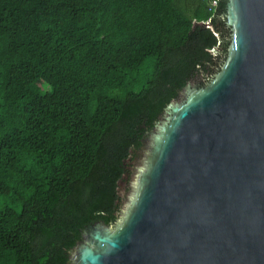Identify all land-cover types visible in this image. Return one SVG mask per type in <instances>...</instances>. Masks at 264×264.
<instances>
[{
	"label": "trees",
	"instance_id": "obj_1",
	"mask_svg": "<svg viewBox=\"0 0 264 264\" xmlns=\"http://www.w3.org/2000/svg\"><path fill=\"white\" fill-rule=\"evenodd\" d=\"M225 14L208 0H0V264H66L106 221L144 132L229 44Z\"/></svg>",
	"mask_w": 264,
	"mask_h": 264
},
{
	"label": "water",
	"instance_id": "obj_2",
	"mask_svg": "<svg viewBox=\"0 0 264 264\" xmlns=\"http://www.w3.org/2000/svg\"><path fill=\"white\" fill-rule=\"evenodd\" d=\"M221 1L229 44L144 132L136 178L66 264H264V0Z\"/></svg>",
	"mask_w": 264,
	"mask_h": 264
},
{
	"label": "rangeland",
	"instance_id": "obj_3",
	"mask_svg": "<svg viewBox=\"0 0 264 264\" xmlns=\"http://www.w3.org/2000/svg\"><path fill=\"white\" fill-rule=\"evenodd\" d=\"M219 1L220 0H218V2ZM197 80H198L197 78H193V79L189 80V82L191 85L194 86L195 83L197 82ZM43 97H44L45 101L48 100V96H47L45 88L43 89ZM180 101H181V99L176 100V102H180ZM146 153H147L146 150L141 149L139 156H137V157L135 156L134 159L132 160V166H130V168H129L130 171L128 174V178H126L127 174H124L122 176V179L118 181V183H117V194L120 197V199L122 198L124 193L127 191L129 186L131 185V183L136 178V176H137L136 169L139 168V166L142 164L143 157Z\"/></svg>",
	"mask_w": 264,
	"mask_h": 264
},
{
	"label": "flooded vegetation",
	"instance_id": "obj_4",
	"mask_svg": "<svg viewBox=\"0 0 264 264\" xmlns=\"http://www.w3.org/2000/svg\"><path fill=\"white\" fill-rule=\"evenodd\" d=\"M140 154V147H138V149L134 150V157L136 156H139ZM126 178H128V175L126 176ZM118 204V202H116Z\"/></svg>",
	"mask_w": 264,
	"mask_h": 264
},
{
	"label": "built area",
	"instance_id": "obj_5",
	"mask_svg": "<svg viewBox=\"0 0 264 264\" xmlns=\"http://www.w3.org/2000/svg\"><path fill=\"white\" fill-rule=\"evenodd\" d=\"M208 3H209L211 6H214V5H217V4H218V0H208Z\"/></svg>",
	"mask_w": 264,
	"mask_h": 264
}]
</instances>
